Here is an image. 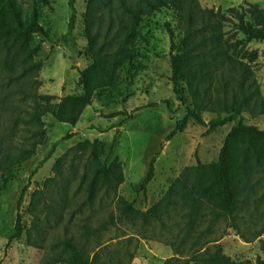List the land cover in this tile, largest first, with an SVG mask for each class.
Instances as JSON below:
<instances>
[{
    "label": "trees",
    "instance_id": "1",
    "mask_svg": "<svg viewBox=\"0 0 264 264\" xmlns=\"http://www.w3.org/2000/svg\"><path fill=\"white\" fill-rule=\"evenodd\" d=\"M84 2L83 35L88 64L78 71L79 92L57 98L38 92L37 75L41 65L32 60L39 50L35 40L36 36L44 39L48 36L37 23L36 9L25 18L18 0H0V84L5 82L7 87L6 94L0 92V103L10 98L13 110L25 114L24 118L14 116L9 126L12 128L18 122L24 123L20 142H14V131H4L0 126V178H13L12 170L30 160L36 149L45 144L46 117L60 124L75 126L84 110L114 86L119 70L124 66L130 68L133 63V49L141 22L161 9L174 12L182 31L179 41H175L171 30H168V36L172 93L184 115L175 122L165 141L183 132L188 122L207 126L208 131L227 124L231 127L215 161L205 164L196 159L195 165L184 168L161 199L145 210L136 209L132 202L117 197L107 220L95 228L86 224L81 226L79 235L85 241L74 238L64 228L62 237L52 242L53 249L42 256L40 264H132L137 245L133 249L129 246L137 240L129 237L124 246L117 245L110 250L99 244L98 234L108 226L116 227L118 223L141 230L154 224L164 227V220L180 206L187 216L186 238L190 239V232L204 218L211 222L219 219L230 221L235 227L237 213L248 204V198L260 187L259 183L264 182V130L243 123L244 114L252 119L264 115V99L254 71L258 54L248 48L251 42L264 41V5L245 2L222 11L220 8L202 7L198 0ZM47 3L48 0H35V4ZM68 8L70 17L60 39L67 49L76 53L75 0H68ZM165 104L172 115L169 103ZM205 114L212 116L207 123ZM69 137L65 134L54 142L40 163L47 161L54 148ZM68 154H72L75 160L85 154L91 158L82 205L92 207L100 193L115 197L123 183L122 166L117 159L107 163L102 142L85 140L73 146L53 164L55 175L60 173L64 157ZM154 158L141 183L142 192L153 178ZM53 181L54 178L47 179L31 194L27 214L32 220H38L41 210L57 219V204L49 202L47 197V186ZM25 189L26 186L16 203L14 234L8 243L20 239L25 232L26 244L37 248L43 240V230L35 227L39 243L33 244L30 232L25 231L22 223L20 207ZM261 196L264 198V190ZM91 237L95 246L88 250L86 242ZM206 243L196 248L190 246L183 252L175 247L174 256L163 264H264V239L259 241L261 256L254 261H235L218 245L204 248Z\"/></svg>",
    "mask_w": 264,
    "mask_h": 264
},
{
    "label": "rangeland",
    "instance_id": "2",
    "mask_svg": "<svg viewBox=\"0 0 264 264\" xmlns=\"http://www.w3.org/2000/svg\"><path fill=\"white\" fill-rule=\"evenodd\" d=\"M18 1L25 18L36 9L37 23L48 36V39L36 36L35 40L39 50L32 60L41 65L37 75L40 84L38 92L57 98L79 92L78 71L88 64L85 52L87 44L83 35L84 0H75L76 53L67 49L60 39L66 31L71 13L68 0H48L47 5L35 4V0ZM198 1L202 7L220 8L222 11L245 2L264 5V0ZM168 30L173 32L175 41L180 40V22L171 10L161 9L144 19L133 49V63L130 68L124 66L119 70L114 86L84 110L75 126L60 124L46 117L45 144L36 149L30 160L12 170L13 178H0V264H40L42 256L53 249L52 242L62 237L64 228L74 238L85 241L79 235L81 226L86 224L95 228L107 220L117 197L132 202L136 209L145 210L161 199L180 172L194 166L196 159L205 164L217 159L231 124L208 131L207 126L188 122L183 132L165 141L175 122L184 115L183 108L172 93ZM248 48L256 50L258 54L254 71L264 99V41L251 42ZM0 92L6 94L5 82L0 84ZM11 102L7 98L4 103H0V126L4 131H14V142H20L24 123L18 122L12 128L9 126L14 116L24 118L25 114L14 111ZM165 102L169 103L172 115ZM211 117L205 114V122ZM243 123L264 130V115L252 119L244 114ZM65 134L70 137L61 141L50 158L41 164L54 142ZM85 140L102 142L103 157H106L107 163L117 159L123 172V183L118 187L115 197L100 193L92 207L82 205L92 163L88 154L79 160L68 154L64 157L60 173L55 175L52 172V166L59 157ZM108 150L110 153L107 155ZM153 157V178L145 192H142L140 186ZM49 178H54V181L47 186V197L49 202L57 204V219L41 210L38 220H32L27 214L31 194ZM263 184V181L259 183L260 187L248 198V204L237 213L235 227L230 221L219 219L211 222L209 218H204L190 232V239L186 238L187 216L185 209L180 206L164 220V227L154 224L141 230L126 223L108 226L98 234L99 244L113 250L124 246L129 237L137 240L129 246L133 249L137 245L136 258L132 264H163L174 256L175 247L183 252L190 246L196 248L205 242L208 243L204 248L218 245L223 253L235 261H254L261 256L259 241L264 239ZM25 186L20 213L25 231L30 232L33 244L39 243L35 227L43 230V240L37 248L26 244L25 232L20 239L8 243L14 234L16 203ZM94 241L93 237L87 240L88 250L95 246ZM104 254L102 252V256Z\"/></svg>",
    "mask_w": 264,
    "mask_h": 264
}]
</instances>
